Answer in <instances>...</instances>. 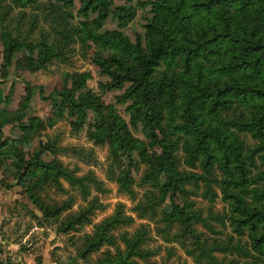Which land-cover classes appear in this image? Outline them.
Listing matches in <instances>:
<instances>
[{
	"label": "trees",
	"instance_id": "trees-1",
	"mask_svg": "<svg viewBox=\"0 0 264 264\" xmlns=\"http://www.w3.org/2000/svg\"><path fill=\"white\" fill-rule=\"evenodd\" d=\"M79 1V13L96 16L76 19V0H0V61L11 65L17 49L25 47L35 63L25 67L37 69L52 57L65 62L79 45L82 58L110 77L100 82L103 88H125L121 100L128 102L130 121L87 87L90 70L67 72L62 87L46 96L44 117L24 120L21 110H0L24 129L20 138L0 141L3 152L16 157L18 183L43 217L59 221L63 231L93 221V203L63 216L68 203L47 201L38 190H65L62 178L81 182L87 176L76 175L60 159H46L47 143L34 149L16 144L65 115L73 128H81L91 109L90 135L108 142L115 157L128 159V166L111 172L119 192L135 199L136 154L149 164L147 177L156 190L136 202V215L154 220L162 240L176 243L195 264H264V0H141L152 5L155 16L135 40L121 27L101 29L110 15L119 26L127 24L133 15L129 4ZM164 63L173 69L170 74L158 72ZM24 81L27 102L35 86ZM131 125H141L146 139L134 135ZM123 208L119 203L86 234L81 256L105 244L116 251L96 264H138L137 256L150 253L137 248L144 228L132 240L124 236V247L116 244L110 230L134 219Z\"/></svg>",
	"mask_w": 264,
	"mask_h": 264
},
{
	"label": "rangeland",
	"instance_id": "rangeland-1",
	"mask_svg": "<svg viewBox=\"0 0 264 264\" xmlns=\"http://www.w3.org/2000/svg\"><path fill=\"white\" fill-rule=\"evenodd\" d=\"M140 1L114 0L115 4L125 2L129 4V11H132L133 15L124 26H119L118 20L110 15L101 29L121 27L133 40L138 35H144L147 24L152 21L155 13L151 4L143 6ZM76 5L77 7L74 8L75 13L78 14L76 19L91 20L96 16L94 12L89 16L82 15L77 9L80 6L79 0H76ZM40 24L49 29V24L46 22L41 21ZM37 35V33L33 34L34 38ZM49 35H53V32ZM31 40L35 39H29ZM100 52L103 55L108 54L106 50ZM69 54L70 58L65 62L52 57L47 60L45 67L37 69L25 67L28 63L31 66L35 64L34 61H29V50L25 47L17 49L11 65L3 66L1 60L0 110H5L7 113L21 110L24 120L37 116L42 118L50 102L46 96L56 88L62 87L65 74L75 70H90L87 87L102 96L106 102L113 103L119 113L130 121L128 102L121 100L125 88H103L100 82H107L110 77L103 74L95 64L82 58L79 45ZM34 56L35 61H38V51H35ZM163 70L169 74L173 71L166 63L158 68V72ZM24 80L35 86L32 97L27 102L24 100ZM94 119V113L90 109L88 121L81 128L75 129L71 117L65 115L55 125H43L33 133L29 142L23 139L16 141L19 147L30 149L47 143L49 149L44 155L46 159H60L63 166L72 169L76 175L87 176L81 182L62 178L65 190L51 186L38 189L47 201L68 203L70 207L63 212V216L68 212L77 211L81 205L93 203L96 206L92 222L76 223L67 232L62 230L59 221L54 222L43 217L41 210L29 198L25 188L18 183L15 175L17 167L13 164L15 155L4 153L5 147H0V159L4 162L0 163V264H96L98 260L105 258L108 252L114 253L116 246L105 244L86 257L81 256L79 247L84 245L86 234L92 233L95 225L111 215L119 203L124 204L123 215H132L134 219L129 222H119L110 232L116 236V244L124 247V236L132 240L139 229H145V238L137 243V248L150 253L137 256L138 264H195L191 256L176 243L165 242L155 233L154 220L139 218L136 215V202L146 200L151 195V190H156L152 180L147 177L149 164L141 162L137 154V167H132L135 199L127 193L119 192L118 182L113 179L111 172L120 171L122 166L127 165L128 159L115 157L110 151L108 142L97 141L90 135L89 122ZM131 130L137 137L146 139L141 125L139 128L131 125ZM23 134L24 129L18 120L8 122L0 112V141L8 137L20 138ZM258 160L262 161V158L258 157ZM153 174H156L155 170ZM33 212H36L41 219H37Z\"/></svg>",
	"mask_w": 264,
	"mask_h": 264
}]
</instances>
